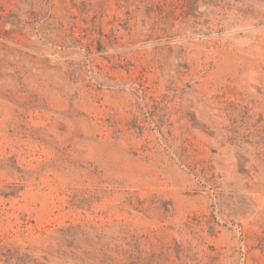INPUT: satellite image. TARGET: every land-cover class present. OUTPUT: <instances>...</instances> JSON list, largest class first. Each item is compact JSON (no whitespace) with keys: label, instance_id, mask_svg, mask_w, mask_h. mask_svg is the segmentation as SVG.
Segmentation results:
<instances>
[{"label":"rangeland","instance_id":"rangeland-1","mask_svg":"<svg viewBox=\"0 0 264 264\" xmlns=\"http://www.w3.org/2000/svg\"><path fill=\"white\" fill-rule=\"evenodd\" d=\"M0 264H264V0H0Z\"/></svg>","mask_w":264,"mask_h":264}]
</instances>
